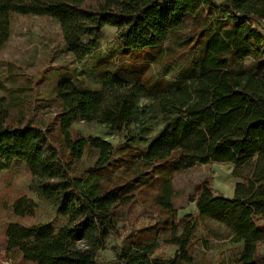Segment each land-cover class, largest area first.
Instances as JSON below:
<instances>
[{"label":"trees","instance_id":"16d2710c","mask_svg":"<svg viewBox=\"0 0 264 264\" xmlns=\"http://www.w3.org/2000/svg\"><path fill=\"white\" fill-rule=\"evenodd\" d=\"M13 15L56 20L78 62L99 50L106 26L116 28L120 49L110 66L120 67L106 73L101 90L61 81L48 126L24 114L30 80L15 90L0 83L8 93L0 97V172L24 164L32 190L64 220L59 228L9 223L8 259L98 264L114 239L122 264H204L194 260L193 240L202 223L213 221L243 243L235 264H264V73L245 66L246 59L264 61V0H0V50ZM183 59L188 63L177 83L149 74L151 66ZM142 97L158 102L164 124L147 147L131 127ZM79 123L126 136L114 146L76 131ZM87 153L96 161L81 170ZM215 163L233 167L239 180L233 196L205 181L189 197L197 212L179 219L175 174ZM139 204L144 215L152 209L158 216L136 228L129 216ZM37 206L21 195L12 213L24 218ZM162 235L177 248L172 259L156 257Z\"/></svg>","mask_w":264,"mask_h":264},{"label":"rangeland","instance_id":"374dc122","mask_svg":"<svg viewBox=\"0 0 264 264\" xmlns=\"http://www.w3.org/2000/svg\"><path fill=\"white\" fill-rule=\"evenodd\" d=\"M107 27L104 29L99 50L84 61L78 62L67 50L56 20L24 15L11 17L10 39L0 50V83L7 89L15 90L25 85L28 80L31 81L32 88L25 93L24 114L35 125H52L58 112L54 99L61 81L69 79L80 89L96 91L102 89L106 73H117L120 66L110 65L114 63V59H111L114 51L117 52L120 46L116 39V28ZM260 28L264 33V28ZM105 61L111 62L107 64ZM187 63L188 59H183L163 68L154 65L150 67L149 74L177 83L182 78ZM245 66L253 72L264 73V61L246 59ZM7 95L6 91L0 89V97ZM138 108V115L131 127L139 135V144L147 147L163 130V116L158 102L149 97H142ZM74 129L85 136L99 137L114 146L122 143L126 136L125 133H112L107 126L96 123H79ZM95 161L96 157L87 153L80 169L93 166ZM232 172L231 165L215 163L198 165L186 172L175 174L173 203L179 219L197 212L195 203H191L189 197L205 181L212 184L216 193L232 197L239 182ZM33 183V177L22 163L11 165L8 170L0 172V264H19V261L8 259L3 248L5 228L9 223L18 222L27 226L51 223L57 228L64 223V220L53 212L51 204L41 200L38 193L32 190ZM21 195L32 198L38 206L33 215L17 218L12 213V205ZM132 213L129 216L130 225L136 224V228L152 224L158 216L152 209L149 210L150 216L144 215L140 204ZM164 237L162 235L159 239L160 246L156 257L172 259L177 248L165 244ZM117 245H120V242L111 239L107 249L100 252L98 264H122L114 252ZM242 251L243 243H234L225 227L213 221L200 225L192 246L195 262L204 264H235ZM260 251L264 254V246Z\"/></svg>","mask_w":264,"mask_h":264},{"label":"crops","instance_id":"0c3cea01","mask_svg":"<svg viewBox=\"0 0 264 264\" xmlns=\"http://www.w3.org/2000/svg\"><path fill=\"white\" fill-rule=\"evenodd\" d=\"M222 1H223V0H220V1H218V3H221ZM106 27H107V26H106ZM106 27H105V28H106ZM105 28H104V29H105ZM107 28H110V27H107ZM111 28H113V27H111Z\"/></svg>","mask_w":264,"mask_h":264},{"label":"built area","instance_id":"2783aa9c","mask_svg":"<svg viewBox=\"0 0 264 264\" xmlns=\"http://www.w3.org/2000/svg\"><path fill=\"white\" fill-rule=\"evenodd\" d=\"M260 28V27H259Z\"/></svg>","mask_w":264,"mask_h":264}]
</instances>
